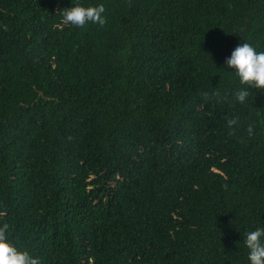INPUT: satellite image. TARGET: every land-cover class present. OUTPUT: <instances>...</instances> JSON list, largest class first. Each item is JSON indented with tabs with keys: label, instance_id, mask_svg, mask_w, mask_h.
Returning a JSON list of instances; mask_svg holds the SVG:
<instances>
[{
	"label": "trees",
	"instance_id": "obj_1",
	"mask_svg": "<svg viewBox=\"0 0 264 264\" xmlns=\"http://www.w3.org/2000/svg\"><path fill=\"white\" fill-rule=\"evenodd\" d=\"M77 4L106 24L63 26ZM243 42L264 52V0H0L8 242L40 264H250L264 91L234 100Z\"/></svg>",
	"mask_w": 264,
	"mask_h": 264
},
{
	"label": "clouds",
	"instance_id": "obj_2",
	"mask_svg": "<svg viewBox=\"0 0 264 264\" xmlns=\"http://www.w3.org/2000/svg\"><path fill=\"white\" fill-rule=\"evenodd\" d=\"M104 12L102 4L95 7L77 4L61 11V24L83 28L86 24L92 23L103 27L106 24V18L102 15ZM4 30L7 31V26H4ZM226 66L235 70L240 84L245 86L234 93V100L239 104L246 103L250 95L249 89L264 91V52H257L251 44L243 42L226 60ZM214 95L219 96V93ZM227 124L230 129L229 135H234L238 119H229ZM247 131L251 136L253 126H249ZM8 232L9 224L3 223L0 226V264H40V261L32 258L27 251H20L9 243ZM244 244L248 249L250 264H264V228L247 232Z\"/></svg>",
	"mask_w": 264,
	"mask_h": 264
}]
</instances>
